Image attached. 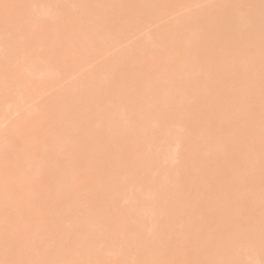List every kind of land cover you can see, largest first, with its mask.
Masks as SVG:
<instances>
[{
	"label": "rangeland",
	"instance_id": "1",
	"mask_svg": "<svg viewBox=\"0 0 264 264\" xmlns=\"http://www.w3.org/2000/svg\"><path fill=\"white\" fill-rule=\"evenodd\" d=\"M130 1L129 3L132 4L128 7L130 10L127 8L128 12H132L131 14L135 12V14L130 15L131 17L124 21L121 7L114 5L113 0H97L98 7L95 0H0V153L5 150L4 153L7 155L8 150L12 152L9 149L11 145L15 147L21 143L20 145L23 146L22 141L26 140L25 146H29L31 150H29V154L27 153V158L32 161H30V166L24 169L29 172L23 170L24 174H22L18 163L19 166L13 167L15 175L16 173L22 174L21 176L17 174L22 177L20 179H15V175H10L14 176L13 179L17 183L11 185V188L15 185L16 188L19 186L15 189L17 191L9 186L8 189L1 190L2 188H0V193L5 195L9 190L8 195H10L13 190V194L16 192L22 195L28 190L26 186L30 185V179L33 177L31 173H38L40 177L39 190L36 193L32 191L27 195L28 206L37 209L42 196H45L49 208L53 214H56L54 211L59 212L63 209L59 208V204L64 200V196L58 193V188H56L58 185L55 182L58 183V180L64 179L63 171L66 170L67 165L78 163L87 169L93 168L79 182L80 186L77 192L84 196L87 192L83 189L84 187H89L95 192L98 191L99 179L96 169L94 170L98 167H101L106 173L118 172L120 175L129 166H134L136 176L142 182L144 193H148L150 187L155 191L170 187L169 190L174 191L177 183H182L181 174L176 166L182 167L187 173H190L193 168L202 169L204 167L200 155L195 156L193 160L186 159L187 151H182L186 142L185 134L196 128L203 120H199L196 115L186 114L193 101V92L189 91L188 87L195 74L190 64L184 67L178 66L188 55L187 45L179 42V39L186 35L188 41L196 42L199 38V29L189 28V26L200 21L202 12H213L220 0H192L189 3L185 2L186 0ZM237 1L235 3L239 8L244 9L243 3L248 8L247 0ZM140 7L150 8L147 22L145 19H141V13L140 15L136 13V10H142ZM139 10L137 12H140ZM99 14L106 18L108 26L104 29H108V31L93 32L92 35L88 34L84 38L75 33H78L76 30L82 22L79 21L81 17L87 16L86 21L91 24L93 17ZM26 19L27 21L24 23L23 20ZM219 42L215 40V46ZM77 45L79 46L77 47ZM176 49H179L181 54ZM257 49L253 54L245 46L242 53L247 56V59L240 64L232 65L234 59L231 58L219 62L225 70L232 71L242 82V86L236 92V102L241 103L246 92H248V96L250 92H253V98L248 100L251 104H256L254 98H256L255 100L264 99V91H259L252 83L255 75L264 74V61L258 59V54L264 55V45ZM78 51L81 55L76 54ZM173 51H176L177 56L169 54ZM164 52H168L169 55L154 62L155 58L161 57ZM126 59L127 61L123 62ZM208 62L209 60L205 59V63ZM107 67H112V69L104 73L103 70ZM249 67L252 68L249 69ZM147 69L156 71L151 86L152 92L158 100L157 104L160 103L159 106L146 104L145 107V104H140L130 92V87L136 82V74ZM204 71L208 70L204 69ZM101 83L113 91L111 100H108L105 95H103V99H99L97 94H93L95 89H90L91 85H100ZM170 85H173L172 88ZM182 96L184 99L181 98ZM68 97H72L74 102H68ZM83 98L86 101L81 105L79 103ZM180 101H182L181 104H179ZM262 104L264 105V101ZM137 105L145 107V109H140ZM60 107L63 108V111L61 115H58ZM141 110L151 113V118L157 117L167 125H164L165 131L162 134L156 135L153 133V129L150 131L151 128L148 126L150 121H145L143 125L147 129L142 131L144 136L139 135L134 138V141H131L130 118ZM243 110L244 107L236 106L224 114V116L228 114L229 127L237 125V120L229 119L231 114L233 112L241 113ZM213 113V111L207 112V109L204 111V115L207 117ZM107 114L111 116V119L104 121L105 127L103 131L99 132V121L104 117H110L106 116ZM260 117L261 114H257L250 121L247 120L246 127L241 130L243 136H248L250 147L255 153L264 148V132L256 134L263 124ZM43 123H47V125L56 123V126L50 129L54 135L53 140L47 136L42 137V134L48 133L42 132L40 126ZM30 127L33 128V132L29 131ZM167 128L169 131H166ZM79 129L86 131V137L90 135L91 137L88 141L84 139L81 146L70 154L69 147L60 145V142L67 145L69 142L77 141L78 136L81 135L80 131H82ZM28 131L29 133H27ZM164 132L169 134L168 138H165ZM23 135L24 139L19 141L18 138H23ZM93 135L96 136L93 137ZM158 136V143L162 145L164 153V164L172 166L165 174H161L158 170L160 162L151 160L149 156L151 153L149 144ZM209 136L213 137L212 132L209 133ZM204 137V133L196 137L201 145ZM178 138H181L180 142L177 141ZM15 141H19L18 144ZM14 142L15 144H12ZM235 142L236 140H233L229 144L233 145ZM205 144L201 146L200 152ZM18 148L20 147H17L16 150ZM4 153L1 157H6ZM22 153L24 154V150ZM14 154L15 152H13L15 157L17 154ZM230 154L229 151L223 152L217 165L222 164L227 167V164L232 160ZM9 155L11 156V153ZM86 157L90 161H86ZM138 159L139 163H137ZM12 161L14 162V160ZM118 162L117 166L109 165L111 163L115 165ZM53 165H57V167L53 168ZM232 167L237 172H245L243 167L235 165ZM10 168L12 169V166ZM10 170L9 172L4 171L5 174H12V170L11 172ZM216 173L219 175L217 178L214 175ZM213 175L214 177L207 173L204 177H206L205 183L215 187L228 173L227 170L218 173L217 169H214ZM261 176L263 178L260 181L264 184V170ZM5 177L7 178L8 175ZM29 177L31 178L29 179ZM0 178L2 180L1 176ZM14 180L11 181L14 182ZM6 182L8 181L6 180ZM183 182L187 183L185 180ZM1 183L0 185L3 187V183ZM6 184L4 185L7 188ZM54 185L57 186L54 187ZM60 185L62 186L64 183ZM21 187L23 188L21 189ZM52 187L57 191H54ZM59 191L61 192V190ZM130 192L129 189H118L117 198L124 207L130 204L128 199ZM17 194H14V197ZM46 195L49 197L47 198ZM0 199L2 201L3 197ZM19 199H21L20 196L17 199L14 198V201H10V204L14 202L11 207L7 202H5L7 207L4 208L5 205H2L4 209L0 212H3L0 214V234L6 232L8 228L10 232H19L20 230L23 232H13L16 236L12 235L14 238L17 235L19 238L22 237L21 240L26 238L23 241L26 244L21 241L20 245L22 243V245H28L27 249L26 247L20 249L19 253L28 263L43 264L44 258L46 259L45 256L48 254L51 257V264H81L72 258L85 256L98 264H137L141 258H144L142 249L145 247V241L156 240L159 237H162V241L166 244L165 247L159 249L160 253L165 256L164 260L170 257L172 259L169 260L172 261V264H182L185 260L182 256L175 257V254L167 256L184 248L178 241L177 233L172 228L168 229L169 227L162 229L157 220L152 221V226L138 228L136 233H130L132 224L129 225L125 216L121 222H112L107 207H93L96 203H92L91 198L85 196L75 200L72 213L70 214L71 211H69L62 221L63 231L53 233L55 232L52 227L54 224L46 221L48 228L43 223L44 226L41 224L42 229L40 228L36 230L37 233H34L36 231L29 230L32 228H28L29 224H26L27 227L23 224L24 230L21 229L22 226L18 225L15 205H20ZM219 199L225 201L223 205L220 203L221 207L232 205L236 208L241 222L247 218L246 216L249 214L246 210L247 200L237 201L235 199V204L228 201L227 195ZM17 200L19 201L16 202ZM18 207L20 209V206ZM66 208L69 209V207ZM180 208L183 211L186 205L182 204ZM136 210H138L137 220L148 217L149 210H145L142 206ZM206 211L209 212L210 207H207ZM89 213H92L93 216L92 229L97 233L96 237L88 236L74 224V216H83ZM180 214L178 213L175 220L179 219ZM1 215L4 216L5 221L9 220L10 224L17 220L15 225L18 223V229L13 224L12 228L5 227L4 222L1 221L3 220ZM18 215L21 217L20 214ZM28 222L31 223L30 219ZM181 223L187 224L188 222L182 220ZM43 227L46 228L45 231ZM155 228L159 233H154ZM108 230L113 233H109ZM255 238L264 241V215L255 227L254 233H250L249 238L241 241L236 249V254L244 255ZM30 240L34 241L35 247L33 245L30 247L27 244L31 242ZM57 242L65 245L64 259L50 255V251ZM0 246H2L1 242ZM1 251L0 253H2ZM250 264H264V255L253 253Z\"/></svg>",
	"mask_w": 264,
	"mask_h": 264
},
{
	"label": "bare ground",
	"instance_id": "2",
	"mask_svg": "<svg viewBox=\"0 0 264 264\" xmlns=\"http://www.w3.org/2000/svg\"><path fill=\"white\" fill-rule=\"evenodd\" d=\"M96 1L97 0H95V4L98 7L99 5L96 3ZM121 1L113 0V4L121 7L123 19L126 21L129 19V17H131L130 15L135 14V12L133 11V14H131L132 12H128L130 10L128 7H130L132 4L129 3L131 2L130 0ZM191 1L192 0H186L185 2L189 3ZM235 2L238 1L220 0L213 12H202L200 21L189 26V28L196 27V29H199V38L196 42H192L191 40L188 41V36L186 35H183V38L179 39V42L187 45L186 48L188 55L182 60V62L178 64V66L184 67L190 64L195 74L193 81L189 83L188 87V90L193 92V101L189 106L190 108L186 111V114L196 115L199 120H203L197 125L196 128L188 131L185 134L186 142L182 147V151H187L186 159L193 160L195 156L197 157V155H200L201 163L204 164V167L202 169L193 168L190 173H187L182 167L176 166V169H178L179 173L181 174L182 183H177L174 191L169 190L170 187L160 189L159 191H155L152 187H150V191L148 193H144L142 182L136 176L134 166H129L120 175H118V172L114 174L106 173L101 167L94 168V170L96 169L95 171L98 174L99 179V184L97 185L98 191L95 192L90 190L89 187L83 188L85 189V192L87 191L85 196L91 198L92 203H96V205H93V207H107L111 215L110 217L112 222H121L122 218L125 216V218L128 219L129 225L132 224L130 233H136L138 228L143 229L146 226H152L153 224L151 223L155 220L160 223L162 229H165L166 227H169L168 229L172 228L173 231L177 233L178 241L182 244L184 249L181 248L175 251V253H170L167 256L175 254V257H184L185 260L182 262V264H250V258L252 257L253 253L257 252L264 255V241L256 238L254 239L255 241L253 240L251 247L244 252V255L239 256L236 254V249L241 241L247 237L249 238L250 233H254L255 227L259 224V220L264 215V184L260 181V179L263 178L261 174L264 170V148L260 150V152L255 153L250 147L248 136H243L241 133V130L246 127L247 120L250 121L254 116H257V114H261L260 121L263 122V124L256 134L259 135L264 132V105L262 104L264 99L255 100L256 98H254L256 104H251L248 102V100L253 98V92H250L249 96L248 92H246L244 100L241 103L239 101L236 102V92L239 90V87L242 86V82L237 79L236 75L233 74L232 71L225 70V68L219 63L220 61L231 58L234 59L232 65H235L236 63L240 64L243 60L247 59V56L242 53L245 46L250 49L249 51H251V53L255 54L258 50L257 48L264 45V0H247L248 8H246L245 4L243 3L244 9L239 8ZM141 8L142 7H140V9ZM138 10H136L137 15H140L141 13V19H145V21L148 20L147 18L150 8H142V10H139L140 12H137ZM86 19L87 16H83L79 20L82 22H80L81 24L77 26L78 30L76 31H78V33H75L80 37L84 38L88 36V34L92 35L93 32L99 33L98 31H100V33H102L108 31V29H104L108 25L106 23V18L103 17L102 14L95 15L91 24L87 22ZM26 21L27 19L23 20L24 23H26ZM215 40L220 41L217 46H215ZM78 46L79 45H77V47ZM176 50L179 54H181L179 49ZM76 54L81 55V53L79 54V51ZM169 54L177 56L176 51H173ZM169 54L168 52L162 53L161 57L155 58L154 62L162 60L163 57ZM205 59H208L209 62L205 63ZM258 59L264 61V55L258 54ZM126 61L127 59L123 62ZM250 68L252 67H249V69ZM111 69L112 67H107L103 70V72L107 73ZM204 69L208 71L205 72ZM155 72L156 71L153 69H147L138 72L135 76L136 82L130 87V92L133 94V96H135L136 100L140 104H145V107L146 104H151L154 106V104H157L158 102L155 94L152 92L153 88L151 86V81ZM252 83L256 88H258L259 91L263 92L264 74L255 75L254 81H252ZM172 86L173 85H170L171 88ZM91 88L95 89L93 94H97L99 99H103V95H105L108 100H111L113 97V91H111L109 87L103 86L102 83L100 85L93 84L90 86V89ZM181 98L184 99V96ZM85 101L86 99L83 98L79 104L82 105ZM68 102H74L73 98L68 97ZM181 102L182 101H180L179 104H181ZM159 105L160 103L157 104V106ZM236 106L244 107V110L241 113L233 112L231 114L229 119L237 120V125L235 127H229L228 114L227 116H224V114ZM138 107L140 109H145V107L142 106ZM206 109L207 112L213 111V115L209 117L204 115V111ZM62 111L63 108L60 107L58 109V115H61ZM106 116L110 115L107 114ZM110 119L111 116L107 118L104 117L99 121V132L103 131L105 127L104 121H109ZM145 121H150L148 123L149 128H151L150 131L153 129V133L156 135L159 133L162 134L163 131H165L164 125L167 124H165L164 121L158 119L157 117L151 118V113L141 110L138 113H134L130 118L131 141H134V138L138 137L139 135L144 136L142 131L147 129V127L143 125ZM167 122L169 121L167 120ZM55 126L56 123L50 125L43 123L40 126L42 128V132L45 131L48 133L42 134V137L47 136L53 140L54 135L50 129ZM32 129L33 128L30 127L29 131ZM80 130L82 129H79V131ZM29 131L27 133H29ZM166 131H169V129L167 128ZM31 132H33V130ZM210 132H212V138L209 136ZM80 133L81 135L78 136L79 139L77 141L75 140L73 142H69L67 145L63 142H60V145L63 144L64 146H68L69 153H74V151H76V149L81 146V142L84 139L85 141H88V139L91 137V135H88L89 137L85 136L86 131L84 132L82 130ZM203 133L205 137L203 138L202 145L204 143L206 144L202 147L203 149L200 152L202 145L197 141L196 137ZM164 134L166 136L165 138L169 137L167 132H164ZM95 136L96 135H93V137ZM18 139H20L19 141L23 140L24 135L23 138L19 137ZM158 140L159 136L153 142H150L149 147L151 148V153L149 156L151 160L160 162L158 170L161 174H165L172 168V166L164 164V153L162 150V145H159ZM233 140H236V142L233 145H230L229 143ZM177 141L180 142L181 138H178ZM15 142L12 144H15ZM17 142L16 144H18ZM24 142H26V140L22 141L23 146L20 145L21 143L19 146L15 145V147H12L11 145L9 149L12 150V152L9 150L8 152L6 151L7 155L4 153L5 150L0 153V158H2L0 159V170L5 169V172H9L11 169L10 167L12 166V172L10 170L12 174L7 173V178L5 177L7 176L5 172L0 171V173H4V176L0 174L2 177V180L0 178V182L3 183V187L0 185V188H2L1 190H3V188L8 189L9 186L11 188V185L17 184L16 180L13 179L14 176H10L15 175L13 173V167L15 168L19 164L21 167L19 168L22 170V174H24V169H26L27 166H30V163L32 162L31 159L30 162L27 158V153L29 154L31 150L29 149V146H25ZM17 147L20 148L16 150ZM23 150L26 156H24L25 159L23 157L24 154L22 153ZM225 151H229L231 153L230 159H232L227 164V167L223 166L222 164L217 165V161L221 160V156ZM13 152H15V154H17L16 156L18 157H14ZM3 153L8 159L6 157H1V155L3 156ZM10 153L11 156L9 155ZM21 156L23 158H20ZM12 160H14V162ZM86 161L90 160L86 157ZM139 161L140 160L138 159L137 163H139ZM6 162L9 164V166ZM10 163L14 164L11 165ZM118 164L119 162L115 165L113 163L109 165L114 167ZM233 165L241 168L243 167L245 172H237L235 169H233ZM56 167L57 165H53V168ZM214 169H217L218 173L227 170L228 175L224 177V179L222 178L217 186L212 187L211 185L205 183L206 177L204 176L209 173V175L211 174L212 177H214V175L215 178L219 177L217 173L213 175ZM92 170L93 168L87 169L78 163L66 166V170L63 171L64 179L62 178L58 180V183L55 182V184L58 186L54 185V187L57 186L56 188H58V193H61L60 195L64 196V200H62L59 204V208L63 209H61L59 212L54 211L56 214H53L49 208L45 196H42L43 198L37 209L28 206L29 201L26 198L27 195L32 193V191L33 193H36L39 190L38 183L40 182V177L38 173L35 174L34 172L31 173V175L33 174V177L31 176L32 179L29 177L30 185L26 184L28 190L22 195L21 193L17 194L15 192L14 194H17V196L14 197L13 190L19 187L18 186L16 188V185L12 186L11 188L13 190H11L10 195L13 194L11 196L13 198L8 195L10 192L9 190L8 193H6L5 190V195L2 192L0 193V198L3 197L4 199V201L3 199L0 201V212L2 209L7 207V203L12 201L14 198L17 199V197L20 196L21 199L19 200L21 203L19 202L20 205H15V210H17L15 212V216H18L17 220L19 221V224H17L20 225V227L22 226L21 229L24 230L29 224L28 226L30 227L28 228L32 227L29 230L36 231L40 228L42 229L41 224L43 225V223L48 228L46 221H50V223L54 224L52 225V227H54L53 230L55 231L53 233H59L63 231L62 227L64 226L62 225V221L64 220L65 216L69 211H71L69 212L70 214L73 211L72 207L74 206L75 200L77 201L80 198L82 199V197H85L84 195H79L77 192L79 189L78 187L80 186L79 182L82 181L83 177L87 175V172ZM27 171L28 170L25 172ZM17 174L18 173H16V175ZM22 174H20V176ZM16 175L15 179L22 178L18 175L17 177ZM9 177L12 178L10 179ZM51 177H49V179H51ZM6 180L8 182H6ZM11 180H14V182ZM184 180L187 183L183 182ZM9 181L11 182L10 184ZM59 182L60 184L64 183V185L61 186ZM4 184H6L7 188ZM22 188L23 187H21V189ZM55 189L53 188L54 191H57V189ZM118 189L131 190V192L128 194L130 204L127 207H124L119 203L120 200L117 198ZM59 190H61V192ZM225 195L229 197L228 201L233 203H235V199H237V201L247 200L248 204L246 210L249 214L246 217L248 219L245 218L244 221L241 222V218L238 216L239 214L236 211V208L232 205L221 207L220 203L223 205L225 201L219 198L224 197ZM48 197L49 196H47V198ZM5 202H7L6 205ZM182 204L186 205V208L183 211L180 208ZM2 205H5L4 208ZM13 205L14 202L12 206ZM18 206H20V209ZM140 206H142L145 210H149L148 217L144 218L143 220L136 219V213L138 211L136 208H140ZM66 207H69V209ZM207 207H210L209 212L206 211ZM178 213H181L179 219L175 220V218L178 216ZM0 214H3V212ZM18 214H20L21 217H19ZM173 216L174 218H172ZM3 217L1 215V219H3ZM74 217V224L78 226L80 231H83L91 237L97 236V233L92 229V213ZM29 219L31 223L28 222ZM17 220L15 223L18 222ZM182 220L187 221L188 223H181ZM1 221L4 222V226L7 228L8 226L12 228L13 224L16 229H18L17 224L15 225V223H12V221V224H10L9 220L5 221L3 219ZM23 224L27 225L23 228ZM3 227L1 231L3 230ZM45 229L43 227L44 231ZM6 230H9V232L4 231L3 234H0V242L2 243V246H0L2 247L0 249V251L2 250V253H0V264H32L25 261L21 256V253H19L20 249H25V247L28 246L22 245L25 243L23 241H25L26 238L21 240L22 237L20 236L21 238H19L18 235V239L17 237L14 238V236H16L14 233H19L21 230H18L19 232L13 231L14 233L12 231L11 233L9 228ZM111 230H108V232L113 233ZM31 231L30 233H33ZM37 232L38 231L34 233ZM154 233H159L157 228H155ZM21 241L23 243L20 245ZM30 243L28 242L27 244H29V246L33 245L35 247L33 244L34 241H31ZM165 245L166 244L162 241V237H159L156 240H146L145 247L142 249V255L144 258H141L137 264H172V261L169 260L172 258L167 257L164 260L165 256L160 253L159 249L165 247ZM53 247L54 248L50 251V255L58 259H64L65 257H63V252L65 245L63 246V244L57 242ZM68 255L70 257V254ZM45 257L46 259L44 258L43 264H51V257L48 254H46ZM121 258L123 259L124 257ZM72 259L77 260L81 264H98L95 261L93 262L90 258H88V256L73 257Z\"/></svg>",
	"mask_w": 264,
	"mask_h": 264
}]
</instances>
